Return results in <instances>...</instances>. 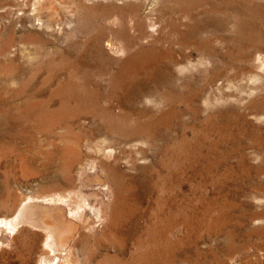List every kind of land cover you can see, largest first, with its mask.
I'll return each instance as SVG.
<instances>
[{"label": "rangeland", "instance_id": "1", "mask_svg": "<svg viewBox=\"0 0 264 264\" xmlns=\"http://www.w3.org/2000/svg\"><path fill=\"white\" fill-rule=\"evenodd\" d=\"M57 197L96 225L59 264H264V0H0V264L45 263Z\"/></svg>", "mask_w": 264, "mask_h": 264}, {"label": "bare ground", "instance_id": "2", "mask_svg": "<svg viewBox=\"0 0 264 264\" xmlns=\"http://www.w3.org/2000/svg\"><path fill=\"white\" fill-rule=\"evenodd\" d=\"M154 4V3H153ZM130 6V5H129ZM37 20L39 21V18H37ZM46 26H50V23H47ZM133 27V26H131ZM121 29V28H119ZM124 33V32H123ZM127 33V32H126ZM126 37V36H125ZM128 37V36H127ZM127 39V38H126ZM131 40V39H130ZM106 46L109 48V49H115L116 48V43L111 40V39H108L106 40ZM128 41V40H126ZM125 42V41H124ZM130 43V42H129ZM129 45V44H128ZM123 47V46H122ZM115 51V50H114ZM133 62V60H132ZM260 65V64H259ZM112 87H115V84L112 86ZM74 94H78L77 97L79 99H81V105H85V98H86V92H85V89L83 87V85L81 84H75L73 86L70 87L69 91L67 92V95L72 97V95ZM91 96H93V93L90 94ZM88 107L91 108V112L94 114L95 116V119L96 118H99L101 122H103V120L107 123H103V125L106 126V128H108V126H112L115 121L119 118H122V114H114V112H112L110 109L106 108V107H96L95 106V103L93 104L92 102L88 103ZM101 124V123H100ZM102 125V124H101ZM108 125V126H107ZM99 126V125H98ZM100 127V126H99ZM100 129V128H99ZM135 129L137 130L138 133L141 132L142 128H138V127H135ZM128 130H132V128H129ZM123 140L124 143L128 144L129 143V140L126 139L125 137H123L122 135H120ZM112 151V153H111ZM114 149L111 148V145H108L106 148L104 149H100L99 148V152L102 153L103 156L107 157L108 159H110L111 161H113L114 159H116V157L114 158ZM73 155H74V152H73ZM93 155V154H92ZM101 156V155H100ZM104 160V159H103ZM119 160V159H118ZM117 160V161H118ZM116 161V162H117ZM131 161V160H129ZM104 162V161H103ZM116 162L115 163H111L109 164L108 166L106 165V163H102V166L100 165L101 167V170L103 172L107 171V173L105 172V175L108 176L109 174V179L112 181L110 184H111V187L113 188V190L115 189L116 192H119L121 191V189H124L125 185H124V182H125V179L123 176L125 175H122L123 172H119V170L117 169V165H116ZM66 164V163H65ZM128 166V165H127ZM97 174V173H96ZM100 176V175H99ZM133 178L134 177H128V181H133ZM141 180V179H139ZM137 180V181H139ZM157 180H161L160 177H157L154 181H157ZM103 181V180H102ZM136 181V182H137ZM93 182V181H92ZM104 182V181H103ZM129 184V183H128ZM141 184L143 185V181H139L137 186ZM130 186V185H129ZM151 188H155V184L152 183L150 184ZM129 188V187H128ZM133 188V187H132ZM131 189V187H130ZM128 190V189H127ZM120 196V194H119ZM124 196V195H123ZM122 199V198H121ZM67 200L68 199H65L63 197H57V198H54V199H50V198H44V201L45 203H48V204H51V203H55V205H65V210L66 211V214H64L63 212V209L61 208V205L60 207L59 206H56V207H59L58 209H56L55 211V214L54 213H50V212H44L43 213V217H42V220H43V223H45V230H47V240H48V243L46 245H48V247L50 248V251L49 253H46L44 256H42V259H44L45 263L43 264H59L60 260L63 259V260H68L69 262H73L74 259H70V256H71V252H73L74 250V243L73 241L71 240V244H69L68 246H66L67 244V241H68V237L70 236V233L73 231V230H76L77 227H79L78 230L80 229H84L86 231H90L91 232V229H93L94 227L92 226V224L90 225L89 223H87L86 221H84V219L82 218V214L83 213H79L77 210L78 208L76 209H71L69 204L67 203ZM122 201V200H121ZM119 202V201H118ZM36 203V202H35ZM41 203L37 204V205H40ZM118 204V203H117ZM123 204V203H122ZM34 205V204H33ZM42 205V204H41ZM52 205V204H51ZM124 205V204H123ZM35 206V205H34ZM117 206V205H116ZM162 206V205H161ZM160 206V207H161ZM40 207V206H38ZM42 207V206H41ZM53 207V206H52ZM43 208V207H42ZM49 208V207H48ZM47 208V209H48ZM117 208V207H116ZM37 209V207H36ZM50 209V208H49ZM48 209V211H49ZM35 210V209H34ZM53 210V209H52ZM38 211V210H37ZM80 211V210H79ZM105 211V210H104ZM36 212V211H35ZM82 212V211H81ZM56 213H59L58 216H56L57 214ZM30 214V213H29ZM28 214V215H29ZM39 214V213H37ZM104 214V213H103ZM109 214V213H108ZM35 215V213H34ZM58 217L57 221H58V224H56V221H55V224L53 222V219L54 217ZM176 216V215H175ZM35 217H37L35 215ZM101 217H102V213L100 214V221H101ZM39 218V217H38ZM34 219H37V218H34ZM165 219V218H164ZM80 221L81 222V226H77V222ZM89 221V220H88ZM104 221V220H103ZM106 221V219H105ZM33 222V221H32ZM38 222V220H37ZM36 222V224H37ZM115 222V221H114ZM163 223V222H162ZM166 223V222H165ZM188 223V222H187ZM94 224V223H93ZM36 226V225H35ZM38 226V224H37ZM36 226V227H37ZM166 226V225H165ZM42 228V229H44ZM177 228V227H176ZM175 228V229H176ZM10 229L12 230V227H10ZM155 229V228H154ZM77 230V231H78ZM175 231V230H174ZM173 232V231H172ZM78 233V232H77ZM17 238V237H16ZM88 239H85L83 241H87ZM47 242V241H46ZM51 244V245H49ZM83 244V243H82ZM140 245H142V241L140 239ZM166 245V239L164 241H160L159 242V246H158V249L155 251V252H150L148 255L142 257L143 259H145L147 262H150V261H155L157 259H159V255L161 254V248H162V251H163V248L165 247ZM166 248V247H165ZM168 248V247H167ZM77 249V248H76ZM44 253V252H43ZM76 253V252H75ZM76 255V254H75ZM53 256V257H52ZM51 257V258H50ZM72 258V257H71ZM161 259V258H160ZM108 260L110 261L111 259H105L103 263L101 264H107L108 263ZM48 261V263H47ZM50 262V263H49ZM66 263V262H65ZM67 264V263H66Z\"/></svg>", "mask_w": 264, "mask_h": 264}]
</instances>
